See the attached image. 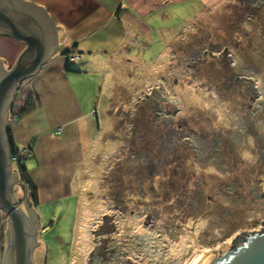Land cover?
I'll use <instances>...</instances> for the list:
<instances>
[{
    "label": "rangeland",
    "instance_id": "rangeland-1",
    "mask_svg": "<svg viewBox=\"0 0 264 264\" xmlns=\"http://www.w3.org/2000/svg\"><path fill=\"white\" fill-rule=\"evenodd\" d=\"M187 6L113 77L103 140L75 192L36 207L37 264H186L264 227V0ZM158 89L166 98L143 115L142 98ZM117 169L133 190L126 211L109 197L106 175ZM152 173L155 189L141 197ZM15 193L26 209L22 181Z\"/></svg>",
    "mask_w": 264,
    "mask_h": 264
},
{
    "label": "crops",
    "instance_id": "crops-1",
    "mask_svg": "<svg viewBox=\"0 0 264 264\" xmlns=\"http://www.w3.org/2000/svg\"><path fill=\"white\" fill-rule=\"evenodd\" d=\"M13 1L19 9L17 17L51 51L16 96L15 106L22 108L33 89L40 106L13 125L17 145L32 146L34 151L29 171L38 185L41 205L75 192L77 173L92 156L108 123L106 110L115 97L113 77L126 74L140 45L167 26H161V20L207 0ZM26 46L23 39L0 29V59L6 67L14 65ZM71 48L82 57L69 60L65 51ZM7 222L0 208V264L7 245Z\"/></svg>",
    "mask_w": 264,
    "mask_h": 264
},
{
    "label": "water",
    "instance_id": "water-1",
    "mask_svg": "<svg viewBox=\"0 0 264 264\" xmlns=\"http://www.w3.org/2000/svg\"><path fill=\"white\" fill-rule=\"evenodd\" d=\"M17 12L13 0H0V29L27 44L11 67H6L0 59V208L6 212L8 221L3 264H37L34 251L39 244L38 212L33 206L25 209L15 193L19 174L12 168L7 131L11 127V104L17 91L41 69L51 51L45 41L25 27ZM186 264H264V227L241 231L218 249L197 250Z\"/></svg>",
    "mask_w": 264,
    "mask_h": 264
},
{
    "label": "trees",
    "instance_id": "trees-1",
    "mask_svg": "<svg viewBox=\"0 0 264 264\" xmlns=\"http://www.w3.org/2000/svg\"><path fill=\"white\" fill-rule=\"evenodd\" d=\"M65 52H66V55H68L69 53L78 52V51H75L73 48H71V49L66 50ZM19 91H20V89L17 91L16 96H17ZM157 91H160L159 92L160 95H161L160 97H158L156 95L154 96V94L149 93V94H145V97L142 98V100L144 101L143 104L141 103L142 104V108H143L141 110V112H142L143 115L146 113L145 109H146V107H148V105L160 101V99H162V96L166 98V95L164 94V92L161 89L156 90V92ZM164 100H165V102H164L165 104L164 105H167L166 99H163V101ZM15 101H16V99L11 104V114L13 115V113H15L16 117L18 119L21 118L22 116L28 114L30 111L35 110L41 104V100H40V97H39L38 93L36 91H34L33 89L29 93H27L26 103L24 104V106L22 108H16L15 109ZM138 103H140V102H138ZM93 111L97 112V109H93ZM168 111H166V108L161 110V112H164V113L165 112L168 113ZM158 113H160V109H159ZM7 135H8V140H9V144H10V147H11L12 160H16L17 164H18V168L15 169V171H18L19 181L20 182L22 181L24 183V185L27 187L28 195L26 197V200H27L26 206L38 207L40 205L39 188H38V185H37L36 181L34 180V178L32 177V175H31V173L29 171V162H28L29 160L34 158V151L32 149V146H28L30 151H31V153H32L31 155L19 156L20 149L23 146L20 147V146L17 145L15 137H14L13 125L12 124H11V127L7 131ZM186 163H187V156L182 159V164L184 166H186ZM110 173H112L111 176H110ZM110 173H109V175H106V181H107V184H109V197H110V199L113 200L112 203H114L117 208L126 211V210H128L129 201H130L129 198H131V196L133 195V190L132 191H127V190H124L123 188L120 187L119 183L117 182L118 169H117V173H115L114 171H111ZM155 175L156 174L152 173L151 176H149L150 178L147 179V180H150V184L148 182V185L149 186L151 185V191H150L149 187L147 188L144 185V189H145L144 190V195H141V197L142 196L146 197L148 193L152 192L155 189ZM112 177H113V179H112ZM120 182L122 184H124L125 181L124 180H120ZM129 190H131V189H129ZM165 196L169 197L168 194H166ZM186 210H189V209H186ZM187 216H196V215L194 213L188 214V212H187ZM260 218L264 219V215L261 216ZM46 227H48V226H46ZM246 227H249V226H242V229L243 228L246 229ZM41 228L42 227L40 225L39 232L41 231ZM46 229L43 232H45ZM234 232H236V230ZM231 235H232V232L231 233L229 232V233L225 234L223 236V238H222L223 241L228 239V237L231 236ZM216 244H218V243L214 242V245H216Z\"/></svg>",
    "mask_w": 264,
    "mask_h": 264
},
{
    "label": "built area",
    "instance_id": "built-area-1",
    "mask_svg": "<svg viewBox=\"0 0 264 264\" xmlns=\"http://www.w3.org/2000/svg\"><path fill=\"white\" fill-rule=\"evenodd\" d=\"M67 56L69 60L72 61V60L80 59L82 57V54L80 52H72V53H69ZM93 112L95 113V111ZM10 121L12 125H14L18 121V118L16 117L15 113H13V115L11 114ZM31 154L32 153L28 146L22 147L19 152V156H27Z\"/></svg>",
    "mask_w": 264,
    "mask_h": 264
}]
</instances>
